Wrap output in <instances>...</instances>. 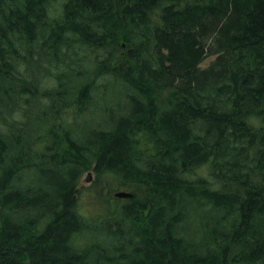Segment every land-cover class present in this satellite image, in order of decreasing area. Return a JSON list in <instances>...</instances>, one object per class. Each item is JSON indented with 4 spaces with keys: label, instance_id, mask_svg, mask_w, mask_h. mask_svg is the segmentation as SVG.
Listing matches in <instances>:
<instances>
[{
    "label": "trees",
    "instance_id": "16d2710c",
    "mask_svg": "<svg viewBox=\"0 0 264 264\" xmlns=\"http://www.w3.org/2000/svg\"><path fill=\"white\" fill-rule=\"evenodd\" d=\"M0 264H264V0H0Z\"/></svg>",
    "mask_w": 264,
    "mask_h": 264
},
{
    "label": "rangeland",
    "instance_id": "374dc122",
    "mask_svg": "<svg viewBox=\"0 0 264 264\" xmlns=\"http://www.w3.org/2000/svg\"><path fill=\"white\" fill-rule=\"evenodd\" d=\"M127 52H128V49L126 46L122 45L119 48V53H121L122 60L125 59ZM83 55L84 54H81V57H83ZM214 57L215 56H213V57L210 56V57L206 58L202 62L201 66L202 67L208 66L211 63V61L214 59ZM84 59H85V57H84ZM108 78L109 77L102 76L98 79L97 83L100 85L103 84V89H101V86L99 85L97 87V89L95 90V92L98 94V97H100V95L103 93V91L109 86V84L105 85L104 83H102L104 80H106ZM111 83H113V82H111ZM115 84H112L110 88H115L116 92H118V90L120 88L119 87L116 88L117 86ZM114 85H115V87H113ZM116 101H118V95L115 93V90H114L113 93L112 92L108 93L105 97H103V99H98L97 100L98 104L95 107V109L91 111V114H89V112H88V114L85 113L87 115L83 119L95 120V121L97 119L98 121H100L99 122L100 124L105 125L106 124V120L104 118L105 107L110 105L113 102H116ZM90 172L92 173V179H91V181H87V177H88V174ZM112 180L113 179L111 177H108L106 175L99 177L97 175V173L93 170V168H89L83 172V174L80 178V181H79L78 197H79V202H80V205H81L83 212L90 215L89 218L92 216V214L97 209L102 208V205H103V204L98 205V203H96L95 196L102 195L105 199V201H102V202L105 205L108 204L106 202H112V203H114V205H116L119 200L124 199V198L116 197L115 193L118 191H128V190L117 187L116 185H114L112 183Z\"/></svg>",
    "mask_w": 264,
    "mask_h": 264
},
{
    "label": "water",
    "instance_id": "95a60500",
    "mask_svg": "<svg viewBox=\"0 0 264 264\" xmlns=\"http://www.w3.org/2000/svg\"><path fill=\"white\" fill-rule=\"evenodd\" d=\"M91 179H92V173L90 172L88 174L87 181H91ZM115 196L120 198H130L133 196V193L128 191H118L115 193Z\"/></svg>",
    "mask_w": 264,
    "mask_h": 264
}]
</instances>
